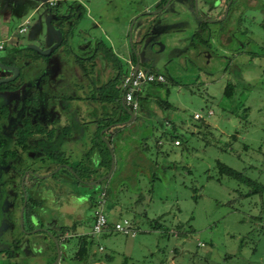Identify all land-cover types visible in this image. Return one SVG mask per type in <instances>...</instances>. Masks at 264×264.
<instances>
[{
    "label": "rangeland",
    "instance_id": "obj_1",
    "mask_svg": "<svg viewBox=\"0 0 264 264\" xmlns=\"http://www.w3.org/2000/svg\"><path fill=\"white\" fill-rule=\"evenodd\" d=\"M155 1L0 0V41L4 45L0 52L15 45L42 50L23 48L0 55V78L12 75L8 67H1L2 62L16 61L22 55L29 58L19 67L17 88L0 92L6 115L20 107L25 95L22 73L38 84L33 92L43 98L33 102L32 112L26 113L31 129L41 130L29 135L35 150L13 144L10 165L0 169V246L18 248L20 254L24 249L32 256L51 247L42 233H28L24 213L20 227L23 194L35 202L32 213L39 215L31 218L36 227L46 225V215L59 216L66 224L71 223L69 217L78 216L80 231L90 233L91 209L99 200L96 181L93 188L84 190L63 170L39 182L27 173L22 191L20 179L26 170L47 175L41 168L51 163L45 149L56 146L52 141L55 134L71 127L73 120L90 119L95 103L87 96L115 68L103 60V52H97L85 62L90 69L85 77L73 59L88 56L96 42L102 41L117 56L122 71L128 70L124 59L131 63L134 55L140 65L163 73L166 81L148 84L149 96L136 111L151 119L150 125L143 124L135 132L146 145L145 161L141 153L134 155L132 137L125 138L124 152H133L131 161L136 164L131 165L135 170L132 180L124 179V171L117 174L123 157L119 158L117 150L112 154L114 174L106 184L103 205L107 209L115 206V220L130 221L135 234L112 230L93 234L89 254L99 264H264V0L237 1L234 23L227 27L228 21L207 24L206 38L192 35L198 16L207 12L201 0H180L186 13L176 7L172 12L170 1ZM25 21V30L19 33L18 27ZM36 53L41 56H33ZM42 55L48 56L43 59ZM227 82L234 85L229 97L223 96ZM49 95L68 98L48 101ZM155 98L166 100L170 108L162 109ZM194 113L200 119L193 118ZM79 139L89 146V134ZM151 161L154 165L148 164ZM217 161L262 189L249 194L253 185L220 174ZM140 169L142 173H136ZM67 187L87 194L88 201L81 195L73 198ZM65 243L71 254L76 238L69 236ZM4 252L7 259H0V264H18L9 258L7 248Z\"/></svg>",
    "mask_w": 264,
    "mask_h": 264
},
{
    "label": "trees",
    "instance_id": "obj_2",
    "mask_svg": "<svg viewBox=\"0 0 264 264\" xmlns=\"http://www.w3.org/2000/svg\"><path fill=\"white\" fill-rule=\"evenodd\" d=\"M47 3L49 4V1ZM52 5L53 4H49V6H52ZM50 12H51V10H50ZM70 25L71 24L69 23V26ZM201 26L204 27V24H201ZM59 30H60V28H59ZM194 36L199 37V34L195 33ZM60 45H61V42L55 44L54 47L49 51L48 55H51L53 50L55 48L59 47ZM95 45H96L95 49L88 56H86V57L75 56L73 59L74 63L80 69L81 74L84 75L85 77L88 76V72L90 70L85 66V62L91 61L95 57V54L97 52H100V53L103 52L102 53L103 60L109 61L112 65V67L115 68V72L105 82H102L98 86H95L94 87L95 92L91 93L90 95L87 96L88 98H90L91 101H93V103H95V105L93 106V109H92L94 119L89 121V122H94L96 124L95 132L92 134H89V136H90L89 146L87 147L85 153L79 159L74 160V159H71V157L62 149V146L65 145V143L70 140V133L69 134L66 133L68 131V129H71L72 133L79 132V130L75 129V127H73L74 125L71 124V127L67 128L68 126H66L64 129H61V131H58L52 140V141H54V144L56 146H54L51 149L50 148L47 150L45 149V154H46L45 156L47 159L51 160V163L48 164L47 166L42 167L41 169L43 170L42 171L43 173H46L48 175L43 176V177H39V176H36L33 173V171H31V170L29 171V175H31L38 182L41 180H45V178H52V177L54 178L60 174L61 170H63L68 174V176L71 179L74 180L76 187H80L84 190H88V188H93L94 184L88 185L86 182L91 181V180H96L97 178H99L100 176L103 175V173H101L98 170L100 167H103V169H105V170H107L109 168L110 153H109L108 146H109L112 154L116 153V150L118 152V149H119V144L117 142H115V140H112V144H111V142H109V140L104 135H103L104 139L101 138L98 135L97 131L100 130L101 128L109 125V124L115 123L116 125H114L113 128L116 129L118 133H120V130L123 127V125L120 124L119 122H122V121H125L128 119V117H129V114L127 112L128 110L133 113L132 121L137 122L138 118L140 116L136 114V111L140 110L143 107L141 104L149 96L148 92H146L144 94V96H140V93H136L134 96V99L136 100L138 106H137V109L134 111H132L128 105H126V104H125V106L122 105L120 103V96H121L122 90L119 87V81H120L121 77L127 72V70L122 71V69L120 68L119 62H117L118 61L117 56L114 55V53H112L110 47L105 46V44H103L102 41L96 42ZM23 48H25V47H23ZM23 48H21V49H23ZM2 49H4V47ZM2 49H0V50H2ZM15 51H17V50H15ZM48 55H42L43 59H45ZM33 56L40 57L41 55L38 56V54L36 53ZM131 62H135V56L134 55H132V57H131ZM91 64H90V67H91ZM124 64L127 65L126 62H124ZM148 70L150 72H154V73H156V72L161 73V72L156 71L152 68H148ZM161 74L164 76V82H165L166 81L165 75L163 73H161ZM15 80H16V78H14L12 80H8V81H0V89H8V90L14 89L16 87L15 83H14ZM164 82H150L147 84L162 85ZM39 86H40V84H39ZM233 88H234V85L231 82H227L223 88V96L229 97L232 94ZM50 98L60 99V100L64 101L65 99L68 98V96L57 97L55 95H53V96L49 95L47 100L49 101ZM40 99L43 100L42 97H40L39 95H37L36 93L33 92V94L31 95V98L28 101L33 103L35 101H40ZM154 101L162 109H167V108H170V106H171L169 102H167L166 100H163V99L155 98ZM0 104H1L0 117H4L6 114V110H5L4 105L2 103H0ZM148 123H146V124H148ZM85 125H86L85 123L77 125V126L81 127L80 132L85 131V130H83ZM6 128L7 127L5 125L4 129L3 128L0 129V147L4 148V151H2V153L0 155V169H1V166H4L5 164H7L9 157H14V152L12 150L6 149L7 146L9 145L10 141H14L15 145H18V146L20 145L22 148H24V146H26V137L29 136L33 132H40L41 131L38 127H34V129H29L28 122L26 120L23 121L22 125H19L15 128L13 134L8 133V130ZM68 132H70V131H68ZM49 134L51 135V131L49 132ZM162 134H163V132H162ZM50 135L48 137H50ZM133 140H134L133 142L135 143V145L137 147V152L142 154V155L140 154L141 159L143 161H145L146 157H144V153H145L146 145L143 141V137H139V138L137 137L136 139L134 138ZM155 141H156V144H159V141L157 139ZM173 141H177V144H178V140L173 139ZM34 142H35L34 139H32V140L30 139L28 141L29 146L30 147L33 146L32 147L33 150H35V148H36ZM94 152H97V154L99 155V157L96 161H95V158H92V154ZM143 157L145 159H143ZM119 158H121V157L119 156ZM133 164L136 166L134 161H133ZM148 164L154 165V163L152 161L148 162ZM216 165L218 168V172L220 174H224L228 177L240 180L246 184L253 185V188L250 189L249 194L259 192L262 189L261 185H259L258 183L254 182L248 178H244L239 171L234 170L233 168H231V167H229V166H227L221 162H218V161L216 162ZM56 166H58V168L56 170H54V168ZM139 166H141V165H139ZM27 167L28 166L24 167L23 169L18 170L17 174L21 175V173ZM113 174H114V172L111 173L110 177L107 180L103 179L97 183V186H99V193L102 190L104 191V198L107 195L106 184L110 181ZM23 187H25L24 183H23ZM49 189H51V188L49 187ZM67 189L74 193L73 196H75V198H78L80 195L83 198L88 197L87 194H84V195L80 194V193L78 194V192L73 191L72 188L67 187ZM34 208H35V202L33 201V198L27 199L25 197V203H24L23 212H22V225L24 224L23 223V221H24L23 220V213H24V215L26 216L24 222H26L29 225L26 230H31L34 228L33 223L30 221L31 220L30 217L33 214L32 212L35 211ZM48 223H49L48 226H51L53 221L48 219L47 224ZM153 226H154V228L157 227V223H155V225H153ZM64 228L66 230L67 229L70 230L72 227L70 226L68 228L67 226H59V228L56 231H54V233L52 235L49 234V231L47 229L46 230H42V229L37 230L38 233H42L44 238H48V239L50 238L51 247L49 250H51L54 254H55V245H53L54 241H52V238L55 237V239L58 243L57 245H58V249H59V246L61 244L60 242L63 243V242H65V240H67L66 236L63 234V230H65ZM91 235H93V234H83V235L75 236V238H76V249L73 253L72 260L75 261L76 264H91V263L95 262V259L89 254V251H88V245L91 241V238H90ZM13 247L15 248V246H13Z\"/></svg>",
    "mask_w": 264,
    "mask_h": 264
},
{
    "label": "crops",
    "instance_id": "obj_3",
    "mask_svg": "<svg viewBox=\"0 0 264 264\" xmlns=\"http://www.w3.org/2000/svg\"><path fill=\"white\" fill-rule=\"evenodd\" d=\"M156 2H157V0L155 1V3ZM171 9H172V7H171ZM124 60L127 63V66H126V68H127V67H129V64L134 65L137 59L135 58V62H131V63H129L130 60H128L127 58H125ZM137 62L139 64L138 60H137ZM143 67L148 69L151 66H148L147 64L144 63ZM151 68H153V67H151ZM154 70H155V68H154ZM156 71H158V70H156ZM147 85L148 84L146 83V84H142L140 86L139 92H138V93H140V96H144V94L147 92V89H146ZM92 109H93V107H92ZM93 119H94V117H93V113H92V115L90 116V119L88 121H86V122L85 121H80V120H73V122H72V125H74L73 127H75V129L79 130V132H76V133L74 132L75 134L74 133L70 134V140L67 141L65 143V145L62 146V149L70 157H72L74 160L75 159L76 160L79 159L85 153V151L87 149L86 146H83L82 140L80 141L79 137L81 135H84V133L92 134V133L95 132L96 124L94 122H89V121H91ZM132 119H133V117L130 120H127V121L125 120V121L119 122L120 124L123 125V127L120 130V133H118L117 130L113 128V126L116 125L115 123L109 124V125L101 128L100 130L97 131L98 135L101 138H103V135H104L109 140V142H111V144H112V140H115V142H117L119 144V149H118L117 154L120 157H123V158H122V160L120 159L121 162H122V165L119 167V169L117 171V174H121V172L124 171V179L125 180H127V179L132 180L131 179L132 178L131 177V171L135 172V170L131 166L132 162H133V161H131L132 153L134 152V155L136 157L140 156V153L137 152V147H136L134 142H130V146L133 148V150H132L133 152L132 153L130 152L128 154L126 152H124L123 148H124L125 138L128 136L129 138L132 137V139H134V138L136 139L137 138V134L135 133L136 129L139 126H141L142 124H144V123L146 124V123L149 122L148 124L150 125V120H151L149 118L145 119V118L139 117L137 122H133ZM82 123L86 124L84 126V129H83V130H85L84 132H80L81 127L77 126L78 124H82ZM165 124H166V122H165ZM47 139H49V138H47ZM72 145H74V146H72ZM93 156L95 158V161L99 157L97 152H94L92 154V158H93ZM113 163H114V161H113ZM108 169L105 170V169H103V167H100L98 169L101 173H103V175L99 177V178H101V180H103V179L107 180L110 177L111 173L114 170V165H113L112 170H111L110 173H108ZM136 173H142V170L140 169ZM134 176H135L136 181H138L139 176H137L136 174ZM98 182H95V183H98ZM45 187L47 188V190L50 193H52L48 186H45ZM52 194H50L51 195V199L53 198ZM73 198H75V196H73ZM85 201H88V197L85 199ZM52 202H54L53 199H52ZM95 207H96V203L94 204L93 209H91L92 210L91 214H92V212H93ZM114 208H115V206L110 205L108 207V209H107V208H104V205H103V210H104V212H105V214L107 216L108 221H116L115 220L116 218L113 217L114 216V214H113L114 213ZM49 209H50V207H49ZM34 215L38 217L39 214H34ZM62 217H63V215H62ZM70 218L72 219L71 223L66 224L64 222H60V219H62V218L59 217V216L46 215V219H50L51 221H53V223H52L51 226H48L49 223L47 224V222H46V225H44V227L42 225H40V227L43 228L42 230H46L47 229L49 231V234L52 235L54 233V231H56L59 228V226L69 225V227L71 226L72 228L70 230H66V231L63 232V234L66 236V238H68L69 236L75 238V236H78V235L91 234V233L81 232L80 231V227H79V223H78L80 217H78V216L76 218L69 217L68 219H70ZM89 220L91 221V216L89 217ZM30 221L33 223V219L32 218H31ZM40 227H36L34 225V228L31 229V230H28V233L29 234H35V232H37L38 228H40ZM105 232H107V231H105ZM134 234H135V232L133 234H129V236H134ZM1 236H2V233H0V237ZM42 237H44V236H42ZM52 239H55V237H53ZM66 241L67 240H65V242ZM65 242H63V243L60 242L61 244H60L59 249H58L59 250V255H58V259L55 262V264H71L72 261H73L72 257H73V253H74L76 247H75V249L73 250V252L71 254H68V252L66 251V247L67 246H65V244H66ZM6 248H7V251L9 252L8 253L9 258L11 260H13L14 263H18V264H51L55 260V257H56V252L54 254L51 250L45 251V252L41 253L40 255L32 256L30 254L25 253L24 249L21 251V254H20V251H18V248L17 249H11L10 247H7V245H6L5 247L0 246V259L2 261H5V259H7V255L4 252V250L6 251ZM98 250H102V249H98ZM73 262H74L73 264H75V261H73ZM91 264H99V263H97V261H95V262H93Z\"/></svg>",
    "mask_w": 264,
    "mask_h": 264
},
{
    "label": "flooded vegetation",
    "instance_id": "obj_4",
    "mask_svg": "<svg viewBox=\"0 0 264 264\" xmlns=\"http://www.w3.org/2000/svg\"><path fill=\"white\" fill-rule=\"evenodd\" d=\"M211 1L212 0H201L202 4L207 9V12H206V14H203V15L200 14L198 16L196 30L193 32V34H192L193 36L195 33H197V34H199V36H204L205 38L208 37L209 31L207 28V24H210V23H218V22L226 23L228 21V24H226V27L230 26L229 23L231 21H232L231 23H234L235 17H236V16L232 17V15H233V13L235 15V13L238 12L239 9L237 10V7H238L239 2L242 0H213L212 1L213 3ZM237 1H239V2L237 3ZM170 3L172 4V6H171L172 12H173V9L175 7L181 12H185V13L187 12V10H183V5H182L180 0H171ZM195 3H196V0H195ZM213 6H217L215 10L213 9ZM211 13L214 16L208 17L207 15H210ZM236 20H238V19H236ZM201 24H204V27H202ZM221 28H223V26H221L220 29ZM15 47H17V46L15 45ZM18 58H16V61L14 59V61L6 62V64H3V62L1 63V67H8L11 70L12 75H13L15 69H17V73L12 79H14V78L17 79V77L20 75V69H19V67L21 68L20 65H26L28 63L27 60L29 59L25 55H22L21 58H19V59ZM20 77L25 78V80L23 82V86H22V88L25 92V95L21 99V105L19 108L16 109V111L14 113H12V115L7 116L5 114L4 117H0V129L1 128L4 129L5 125H6V127H7L6 129L8 130V133H10V134L11 133L13 134L15 128L19 125H22L24 120H26L28 122L29 129H31V126L33 125L30 121L31 118L26 116V113L32 112V109H33L32 102H30L28 100L31 98V95L33 94L34 87H37L38 84L36 82L32 83L30 80L28 81L25 73H22V75ZM5 78H7V77H5ZM0 79H2V78H0ZM15 81H14V83H15ZM25 82H26V84H25ZM16 88L17 87H15L12 90L0 89V92H2V91H13ZM0 103H2L4 105L5 110H6L5 103H4L3 98L1 96H0ZM0 107H1V104H0ZM36 110H40V108H37ZM29 140H30V138H29V136H27L26 137V145L27 146H29V143H28ZM13 144L15 145V142L10 141L9 145L7 146L6 149L11 150L10 148ZM2 151H4V148L0 147V152L2 153ZM1 153H0V155H1ZM10 161L11 160H8L7 164H5L4 166L8 167L10 165ZM27 173H29V170L25 171V174H27ZM91 181H95V180H91ZM91 181H88V182H91ZM23 183H24V178H23ZM90 185H93V184H90Z\"/></svg>",
    "mask_w": 264,
    "mask_h": 264
},
{
    "label": "built area",
    "instance_id": "obj_5",
    "mask_svg": "<svg viewBox=\"0 0 264 264\" xmlns=\"http://www.w3.org/2000/svg\"><path fill=\"white\" fill-rule=\"evenodd\" d=\"M49 4H52V2L49 1ZM25 23H27V21L18 27L17 31L19 33L25 30ZM3 46V42L0 41V49H2ZM150 82H164V76L161 73L150 72L142 65L138 64V66L135 68L134 65L129 64L127 72L121 77L119 81V87L122 90L121 96L123 102L128 105L132 111L136 110L138 106L136 100L134 99L135 94L138 93L142 84ZM209 113L210 112L208 111L207 115ZM193 118H200V115L198 113H194ZM173 143L177 144V141H173ZM103 203L104 191L102 190L99 193V200L96 203V207L91 214V234L103 233L109 229L124 235L133 234L135 232L134 226L127 219H121L112 222L108 221L103 210ZM98 249H101V247L98 246Z\"/></svg>",
    "mask_w": 264,
    "mask_h": 264
},
{
    "label": "water",
    "instance_id": "obj_6",
    "mask_svg": "<svg viewBox=\"0 0 264 264\" xmlns=\"http://www.w3.org/2000/svg\"><path fill=\"white\" fill-rule=\"evenodd\" d=\"M169 1H171V0H167V2H169ZM135 17H136V16H135ZM135 17H134V18H135ZM23 47H25V48H33V49H35V50L38 51V52H42L41 50L37 49V48L34 47L33 45H25V46H18V47H14V48L7 49V50H5V51H1V52H0V55H1V54L4 55V54L10 53V52H13V51H15V50H17V49H20V48H23ZM134 66H135V68L138 66V62H137V60H136V62H135V64H134ZM16 73H17V69H15L13 75H11V76H9V77H7V78H2V79H0V81H8V80H11V79L16 75ZM120 102H121L122 105L125 106V103H124L123 100H122V96H120ZM127 112H128V114H129V117H128L127 120H130V119L133 117V113H132L131 111H129V110H128ZM127 120H126V121H127ZM108 149H109V153H110V165H109L108 173H110L111 170H112V167H113V157H112V152H111L109 146H108ZM24 175H25V173L21 176V179H20V183H21V189H22V191H23V189H24V187H23V178H24ZM47 175H48V174H47ZM47 175H44V176H47ZM37 176H39V175H37ZM39 177H43V176H39ZM100 180H101V178H98V179H96V182H98V181H100ZM94 182H95V181L86 182V183H87L88 185H90V184H94ZM24 203H25V196H24V194H23L22 205H21V207H20V209H19V224H20V227H22V212H23V206H24ZM38 229H43V228H38ZM53 241H54V245H55L56 257H55V260H54L51 264H55V262H56L57 259H58V255H59V250H58L57 242H56L55 239H53Z\"/></svg>",
    "mask_w": 264,
    "mask_h": 264
}]
</instances>
